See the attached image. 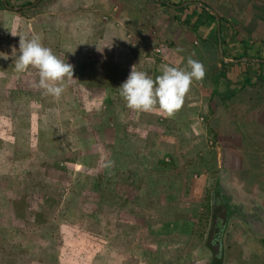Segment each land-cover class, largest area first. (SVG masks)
Listing matches in <instances>:
<instances>
[{"label": "rangeland", "instance_id": "1", "mask_svg": "<svg viewBox=\"0 0 264 264\" xmlns=\"http://www.w3.org/2000/svg\"><path fill=\"white\" fill-rule=\"evenodd\" d=\"M28 1L32 0H9L10 6ZM55 1L40 0L37 7L24 8L20 14L0 7V264H54L40 261L50 244L27 234L31 229L28 222L36 212H45L57 222L56 264H211L214 259L220 264H264V140L259 137L256 142L249 127L240 129L241 134L231 140L223 137L222 142L209 131L206 149L221 147L222 155L207 171L201 165L182 175L181 170L177 171L180 184L187 192L199 174L203 178L212 176L205 195L218 186L240 211L224 218V230L215 237L210 231L204 195L202 202L198 199L197 208L193 207L197 217L190 238H172L175 224L169 217L186 214L187 208L181 203L190 202L188 197L179 194V201H173L171 209L163 213V205L156 202L169 189L165 187L167 181L158 183L157 174L145 175L146 183H157L143 184V190L138 192L141 172L122 170L120 160L109 154L104 143L87 141L88 135L104 140L98 123L105 119L106 106L87 108L85 100L82 106L73 95L72 84L81 73L78 65H89L87 57L106 53L107 47L88 38L85 42L61 41L62 33L48 18L55 16L50 13L55 7L49 8ZM117 4L111 2V9L116 10ZM102 14L101 19L108 18L107 13ZM174 22V32L188 26L182 19ZM124 29L122 34L134 57L141 55L137 43L143 40L150 41L145 56L156 55L153 48L162 47L165 60L164 47L159 42L171 45L173 41L165 39L157 26H144L138 31ZM19 35H38L60 59L73 65L74 78L65 82L59 97L32 86L39 80L38 70L15 72L11 54L16 50L19 54ZM198 39L191 40L193 48L201 45ZM81 59L86 61L80 63ZM89 69L93 65L86 71ZM207 88L205 77L194 80L191 97L201 102L200 93ZM88 119H94L89 127ZM81 122L84 124L80 126ZM108 126L117 128L109 122ZM209 140L213 141L212 147ZM169 160L168 155L162 158V163L168 165L161 170L162 176L171 169ZM18 198L23 201L15 210L14 200ZM155 213L161 216L156 218ZM15 242L29 251L20 253Z\"/></svg>", "mask_w": 264, "mask_h": 264}, {"label": "crops", "instance_id": "2", "mask_svg": "<svg viewBox=\"0 0 264 264\" xmlns=\"http://www.w3.org/2000/svg\"><path fill=\"white\" fill-rule=\"evenodd\" d=\"M111 2L118 3L116 10L111 9ZM51 7H55L50 12L55 16L48 18L53 19L57 32L62 33L61 41L85 42L88 38L107 47L106 53L88 56L89 65H78L81 73L72 84L73 95L82 106L85 101L87 108L106 106L105 119L98 123L104 140L88 135V143L90 140L104 143L109 154L120 160L122 170L141 172L138 192L143 190V184L157 183H146L147 177L154 174L158 183L167 181L165 187L175 190H166L157 200L159 206L163 205V213L164 209H171L173 201H179V194L188 197L190 202L181 203L187 208L186 214L169 218L175 224L172 238H190L197 217L193 207L197 208L198 199L202 202L212 176L203 178L199 174L186 192L176 172L181 170L182 175L197 165L207 171L214 165L213 160L219 159L221 147L213 151L205 147L209 131L222 142L223 137L231 140L241 134L240 129L249 127L256 142L259 137L264 140V0H56ZM102 13H107L108 18L101 19ZM177 19L187 23L188 29L174 32ZM151 25L157 26L165 39L173 41L171 45L159 42L164 47V61L153 54L145 56L150 41L143 40L137 43L141 55L134 57L122 34L124 28L138 31ZM195 38L201 42L198 48L192 46L191 40ZM189 57L205 67L208 88L200 93L201 102L191 97L190 89L183 106L170 116L159 108L144 112L127 107L118 87L133 66L155 78L165 64L186 67ZM83 60L86 61H78ZM92 65L93 69L86 71ZM199 116L204 119L199 120ZM93 120L88 119L87 127ZM108 122L121 128H111ZM164 155L170 156L171 169L162 176L161 170L168 166L162 163ZM137 172L132 171L136 175ZM161 214L155 213V217Z\"/></svg>", "mask_w": 264, "mask_h": 264}, {"label": "clouds", "instance_id": "3", "mask_svg": "<svg viewBox=\"0 0 264 264\" xmlns=\"http://www.w3.org/2000/svg\"><path fill=\"white\" fill-rule=\"evenodd\" d=\"M11 55L15 72L23 74L30 68L38 70L39 80L32 82V86L43 89L48 95L59 97L65 90V82L74 78L73 65L60 59L38 35L20 36L19 54L16 50ZM204 76L203 63L189 57L186 67L165 64L155 78L133 66L118 88L128 108L144 112L159 108L170 116L183 106L193 81H202Z\"/></svg>", "mask_w": 264, "mask_h": 264}, {"label": "trees", "instance_id": "4", "mask_svg": "<svg viewBox=\"0 0 264 264\" xmlns=\"http://www.w3.org/2000/svg\"><path fill=\"white\" fill-rule=\"evenodd\" d=\"M32 1L25 2V4H31ZM5 3L10 5L9 0H5L3 2L0 0V7L6 8ZM21 5V6H23ZM35 7V6H34ZM24 8H21L17 12H23ZM71 193L73 194V190H71ZM71 199H75L73 196H70ZM229 196L221 191V189L217 187L211 188L207 194L205 195V201H206V210H208L209 218L208 222L210 224V231L211 233H218V236L223 232L225 227V219L230 213L236 212V208L233 204L229 203ZM21 201V198L14 200V209L17 210L19 203ZM23 201V198H22ZM21 201V202H22ZM222 215V216H221ZM28 223H31V226H29L31 229L28 230L27 234H31L33 236H38L40 240L47 241L50 244V250L45 252L43 255L44 258H41V262H50L56 264L58 261V255L56 252V246L57 242L55 243L58 235L57 230V222L55 219H51L48 217L45 212H36L31 220H29ZM216 228L218 232H216ZM217 236V235H216ZM217 236V237H218ZM261 243L264 245V239H261ZM210 244V242L208 243ZM206 244V246H208ZM19 249L20 253H27L29 250L26 247H23L20 242H15L14 247ZM34 252V251H33ZM31 255H35V253H31ZM211 264H220V261H217V259L213 260V263Z\"/></svg>", "mask_w": 264, "mask_h": 264}, {"label": "water", "instance_id": "5", "mask_svg": "<svg viewBox=\"0 0 264 264\" xmlns=\"http://www.w3.org/2000/svg\"><path fill=\"white\" fill-rule=\"evenodd\" d=\"M3 2H5V0H2ZM37 3V0L36 1H34V2H32L31 4H27V5H23V6H10V5H8L7 3H5V6L7 7V8H9V9H13V10H15V11H18V10H20L21 8H29V7H31V6H33L34 4H36ZM214 15H215V13L214 12H212ZM216 17V16H215ZM245 59H250V58H245ZM235 206V208H236V213H239V206L238 205H234ZM232 213H235V212H232ZM231 214V213H230ZM229 214V215H230Z\"/></svg>", "mask_w": 264, "mask_h": 264}, {"label": "built area", "instance_id": "6", "mask_svg": "<svg viewBox=\"0 0 264 264\" xmlns=\"http://www.w3.org/2000/svg\"><path fill=\"white\" fill-rule=\"evenodd\" d=\"M153 51H154V53L156 55L160 56L161 61H164V56L162 55V53H163V48L162 47H154L153 48ZM200 119H202V118H200ZM208 145L210 147H212L213 146V141L212 140H209L208 141Z\"/></svg>", "mask_w": 264, "mask_h": 264}, {"label": "flooded vegetation", "instance_id": "7", "mask_svg": "<svg viewBox=\"0 0 264 264\" xmlns=\"http://www.w3.org/2000/svg\"><path fill=\"white\" fill-rule=\"evenodd\" d=\"M233 205H234V204H233ZM234 212H235V211H234ZM235 213H236V212H235ZM216 232H218L217 228H216ZM216 235L218 236V233H214V236H215V237H217ZM212 239H214V241H215L217 244L219 243L215 238H212Z\"/></svg>", "mask_w": 264, "mask_h": 264}]
</instances>
